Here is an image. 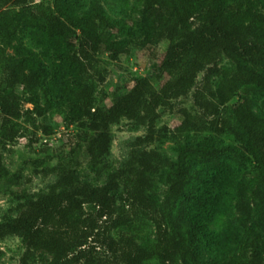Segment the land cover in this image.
Returning <instances> with one entry per match:
<instances>
[{"label":"trees","instance_id":"trees-1","mask_svg":"<svg viewBox=\"0 0 264 264\" xmlns=\"http://www.w3.org/2000/svg\"><path fill=\"white\" fill-rule=\"evenodd\" d=\"M229 1L136 0L145 14L144 47L165 41V53L152 75L134 77L106 105L98 95L105 77L99 55L117 58L127 42L118 47L103 35L113 20L98 2L80 10L78 0H0V182L22 184V168L11 171L4 152L28 131L23 118L41 129L39 93L52 103L47 65L31 47L12 45L21 30L67 71L59 94L78 129L56 165L48 155L32 161L56 180L34 195L17 192L0 220V242L21 239L20 264H264V13L250 1L231 9ZM224 58L229 65H221ZM190 95L193 109L176 105ZM23 102L33 108L23 110ZM160 106L179 115L174 128L158 127ZM124 118L133 131H146L128 141L115 167L112 126ZM202 134L235 143L204 145L187 161L149 148ZM78 150L103 183L81 175ZM232 195L242 230L234 247L216 228ZM203 250L216 257L205 260ZM4 255L0 246V263Z\"/></svg>","mask_w":264,"mask_h":264},{"label":"rangeland","instance_id":"rangeland-1","mask_svg":"<svg viewBox=\"0 0 264 264\" xmlns=\"http://www.w3.org/2000/svg\"><path fill=\"white\" fill-rule=\"evenodd\" d=\"M13 1V0H12ZM30 2L44 1L52 3L53 0H29ZM76 1V0H74ZM98 2L104 11L113 20V27L103 30V35L108 38L112 44L118 47L126 41V52L120 53L117 58L111 52H104L99 55L102 74L105 76L104 81L99 83V99L101 104L110 105L112 95L120 91L127 92L131 86L134 77H143L152 75L156 71V67L160 64L166 48V42L162 41L156 46H145L143 41L146 38L147 31L145 26V14L142 5L136 4V0H78L80 10L88 8L92 2ZM252 2L254 9L264 13V0H230L231 9H236L239 4ZM12 45H22L31 47L32 51L39 54L40 58L48 67V86L49 97L52 103L49 104L39 93V104L45 110L44 117L34 115L36 123L41 129L36 130L31 124L26 122L24 118L20 121L28 131L21 136L14 145L10 146L4 152V160L6 165L15 172L22 168L23 182L21 185L10 186L8 180L0 182V220L6 211L17 203V192L22 190L28 194L46 191L48 186L56 180L55 174L45 175L41 172L45 165L37 166L33 164L35 159H45L48 155L51 157L49 165H56L58 158L69 151L70 144L74 135L78 132L77 125L70 123L71 107L67 103H62L60 98V90L66 79L69 78L67 71L61 69L59 64L55 62L52 56H46L41 49H37L30 43L25 34V30H21L13 39ZM13 47H8V52H12ZM229 60L224 58L221 65H229ZM202 74L199 76L201 79ZM176 105L186 106L193 109V99L191 95L188 98L177 100ZM23 110L32 109L30 103H22ZM159 112L161 118L158 120V127L167 126L174 128L179 122V115L170 110L168 106H160ZM45 129H51L50 134H46ZM145 128L132 130L131 124L127 119H122L120 123L112 126L113 144L111 160L114 166L118 167L125 159L128 152V141L138 135L145 133ZM235 143L233 139L226 135H190L183 136L179 141L169 136L161 140H156L149 145V148L158 149L167 153L173 160H177L180 156L186 161L194 157V151L204 145H213L217 147H225ZM74 159L78 161L76 168L80 171L84 178H88L96 184L103 183L104 179H96L94 173L89 169V165L83 156L81 150L74 155ZM36 170L39 172H36ZM161 190L167 188L165 183V173L157 176ZM234 198H230V210L225 217L217 224L216 228L227 233L230 237V245L234 247L242 235V230L238 226L237 218L233 213ZM0 246L5 251V255L0 264H20V257L23 253V245L21 239L17 236H11L0 242ZM202 256L205 260L215 258V254L209 250H203Z\"/></svg>","mask_w":264,"mask_h":264}]
</instances>
